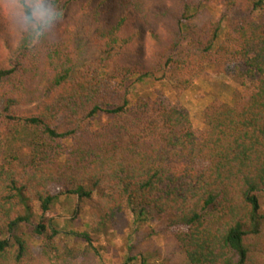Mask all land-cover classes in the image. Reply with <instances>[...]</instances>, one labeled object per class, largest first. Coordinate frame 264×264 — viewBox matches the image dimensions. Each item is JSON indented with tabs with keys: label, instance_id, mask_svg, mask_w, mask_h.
Masks as SVG:
<instances>
[{
	"label": "trees",
	"instance_id": "1",
	"mask_svg": "<svg viewBox=\"0 0 264 264\" xmlns=\"http://www.w3.org/2000/svg\"><path fill=\"white\" fill-rule=\"evenodd\" d=\"M210 1L43 0L37 11L39 0H0V144L23 133L30 142L26 163L0 150L7 264L29 262V227L56 243L62 230L52 209L62 196L90 202L84 261L104 264L94 240L129 209L173 231L189 264H264V1L218 0L219 19L193 26ZM59 9L60 21L93 26L101 58L80 64L65 47L43 50ZM208 64L238 77L243 90L233 104L215 98L204 107L205 130L162 95L132 101L134 83L170 73L186 91ZM40 66L39 98L23 109L17 77ZM59 260L81 264L71 250L48 264Z\"/></svg>",
	"mask_w": 264,
	"mask_h": 264
},
{
	"label": "rangeland",
	"instance_id": "2",
	"mask_svg": "<svg viewBox=\"0 0 264 264\" xmlns=\"http://www.w3.org/2000/svg\"><path fill=\"white\" fill-rule=\"evenodd\" d=\"M221 14L222 7L219 1L211 0L206 6L198 9L190 23L193 26L202 27L206 23L216 22ZM227 26V24L224 25L225 30L221 33L216 46L223 42L225 32L228 31ZM47 33L43 50L53 51L65 47L67 53L80 64H89L101 58L94 39L95 30L89 23L79 19L70 23L62 20L54 29L51 25ZM195 36L193 32L188 34L190 43L195 41ZM42 71L40 66L37 70L21 72L17 77L22 79L23 86L24 104L21 108L31 109L30 104L39 98L41 87L44 85ZM131 89L132 101L136 98H147L151 94H159L174 103L184 105L189 113L192 127L200 131L205 130L204 107L215 98L227 104H233L234 94L242 91L243 87L238 77L226 75L221 67L208 64L203 76L186 91L175 85L170 73H157L151 79L134 83ZM93 122L96 126L99 125L97 120ZM3 138L5 139L3 144H0L2 156L19 158L22 163H26L29 159L30 142L25 133L19 139ZM52 216L62 230V234L53 246L45 244L40 237L33 234L32 227L25 230L27 233L25 242L29 253L27 264H48L52 257L60 256L66 250L76 253L81 264H97V259L89 258L84 261L82 258V255L89 252V245L82 235L89 233L94 219L90 211V202H81L76 197L62 196L54 203ZM94 242L104 264H141L142 260L144 264H189L175 243L173 231L144 217L143 220H137L129 209L118 215L109 224L106 234L95 239ZM130 247H134L132 252L129 251ZM16 253L17 250L14 248L12 255ZM129 257L133 260L126 262ZM7 262V258H0V264H7ZM54 264L65 263L59 260Z\"/></svg>",
	"mask_w": 264,
	"mask_h": 264
},
{
	"label": "clouds",
	"instance_id": "3",
	"mask_svg": "<svg viewBox=\"0 0 264 264\" xmlns=\"http://www.w3.org/2000/svg\"><path fill=\"white\" fill-rule=\"evenodd\" d=\"M42 4H43V0H39V3H37V5H36V10L37 11L40 10V7H41ZM62 15H63V13H62L61 9H59V11H55V10L53 11V15L50 18V19L55 21V23L52 24V28L53 29L55 28L56 24H58L60 22V19H61Z\"/></svg>",
	"mask_w": 264,
	"mask_h": 264
}]
</instances>
